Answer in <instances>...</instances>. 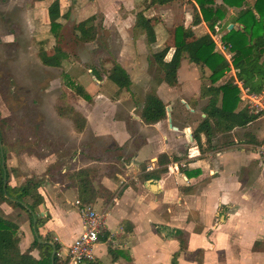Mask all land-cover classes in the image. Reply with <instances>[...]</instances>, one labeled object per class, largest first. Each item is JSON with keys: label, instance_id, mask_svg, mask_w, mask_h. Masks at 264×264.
I'll return each instance as SVG.
<instances>
[{"label": "crops", "instance_id": "1", "mask_svg": "<svg viewBox=\"0 0 264 264\" xmlns=\"http://www.w3.org/2000/svg\"><path fill=\"white\" fill-rule=\"evenodd\" d=\"M136 1L138 0H124L133 8ZM149 2L148 0L147 3ZM177 2L164 6L156 5L157 9L156 6L145 7L136 14L128 13L117 23L121 33L122 29L126 31L128 27H132V37L128 33L127 39L123 37V50L118 58L109 60L111 62L102 66V69H110L116 61L130 75V86L111 85L105 73L102 74V79L98 80L92 75L95 68L93 67L87 69V74L95 83H91L94 91H87L91 99L79 103L68 98L69 104L86 119V126L83 132L77 133L72 121L67 119L69 128L66 134L62 135L56 131L59 139L55 138V141L59 149L53 154V160L67 148L62 139L73 137L75 142L66 155L64 154L60 164L55 162L54 166L48 169V166H42L40 173L43 171L47 174L39 189L45 201L40 209V216H50L48 222L39 228V232L43 237L49 236L60 244L58 256L63 262L67 260L70 246L83 232V219L77 205V201H80L78 189L68 175L82 168H94L98 170L94 187H101L112 196L107 198L102 195L90 205L106 212V230L100 236L96 246V259L92 263L173 264L176 258L177 264H255L251 261H240L245 251L249 254L258 253L253 250L255 243L249 246L248 250L238 246L237 250L232 249L225 225L219 224L217 220L222 209L232 208L230 217L226 219L228 226L237 223L238 229H244L252 223L256 225L255 223L261 222L260 215H253V210L247 205L250 200V165L253 159L258 160L256 146L264 136L259 141L254 137L250 138L249 142L255 144L254 156L238 151L235 148L238 144L236 138L229 142L227 147L217 146L212 142L213 150L202 154L193 137L195 129L206 116L203 109L209 101L208 98H201L204 84L201 85L202 82L199 76L197 77L200 65L187 67L194 73L193 88L185 87V81L182 82L179 78V74L186 69V58L181 62L178 84L175 87L165 82L158 83V79L155 87L151 88L150 76L147 73V51L152 54L157 52L145 44V35L136 40L133 38L136 15L144 11L155 28L154 44H158L160 51L165 47L170 48L166 57V61H170L174 53L175 30L166 23L172 22L176 14H169L168 22L166 17L168 8ZM157 11H160V17L165 19V25L161 21H155L154 13ZM230 11L232 14L229 25L232 24L233 29H237L234 14L236 10ZM107 23L108 18L104 25ZM191 23L185 27L191 26ZM125 25L128 26L127 29ZM193 31L195 38L210 33L205 22L194 26ZM216 51L225 55L223 50ZM60 62H63V58ZM205 69L207 72L204 75L208 77L209 70ZM232 71L236 78L235 70ZM75 73L80 85L83 84L80 80L85 72L78 68ZM67 78L69 73L65 74L64 80ZM222 84L224 83L220 80L216 85ZM153 91L166 105V114L167 108H170L171 124L176 130L169 123L168 116L154 125L143 122L145 99ZM178 100L186 106V110L177 105ZM53 110L55 112L54 105ZM261 119H264V112L256 122ZM250 125L236 128L231 133L239 130L246 133ZM58 129L60 130L59 127ZM201 139L205 146V135H202ZM82 145L83 151H76V148ZM71 153L73 157H70ZM161 156H167L170 162L160 164ZM163 169H166V172L162 173ZM50 175H53L52 178ZM69 191H74L76 197L74 205L72 204L77 209L76 221L70 218L61 202V198ZM237 206L239 207L236 210ZM0 212L19 225L20 249L23 253L26 252L35 238L29 218L25 220L23 214L14 215L15 209L6 203L0 206ZM257 213L259 214V211ZM257 227L260 225H256L254 229ZM253 234L257 235L255 232ZM102 254L108 256V263L101 260L99 255ZM31 255L40 259L37 249L33 250Z\"/></svg>", "mask_w": 264, "mask_h": 264}, {"label": "rangeland", "instance_id": "2", "mask_svg": "<svg viewBox=\"0 0 264 264\" xmlns=\"http://www.w3.org/2000/svg\"><path fill=\"white\" fill-rule=\"evenodd\" d=\"M53 1L55 0H0V116L5 120L3 137L4 146L8 150L6 166L10 172V183L13 186L20 185L17 183L23 184L29 178L44 182L47 172L40 173L42 166H48V169L55 162L60 164V160L63 161L62 158L66 155L67 150L74 145L73 137L62 139L67 148L59 153L58 158L54 159L55 161L53 160V154L59 149L58 143L55 141V138L59 139L56 131L64 135L69 128V120L58 117L53 110L57 96L64 92L74 102L84 103L83 100H85L77 91L67 86V80H64L65 74L69 73V80L73 79L74 81H71L80 85L75 72L81 68L85 72L80 80L83 83L81 87L86 92H93L95 88L92 84L95 83L87 74V69L95 67L102 70V66L111 62L109 60L118 58L123 50L121 44L123 37L127 39V33L132 37V27L125 25V28L128 27V29L126 31L122 29L121 33L117 28V23L121 17L128 13L136 14L137 11L148 5V0L136 1L134 8L130 4H126L124 0H60L62 14L68 13L69 17L60 21L62 26L56 36L50 30L48 17V7ZM216 2L222 6V0H216ZM248 2L253 6L254 0ZM158 10L161 9L158 8ZM230 10L226 20L215 28L212 37L216 44V50L220 52L223 50L225 52L223 56L231 64V68L221 79L222 83L232 79L234 85L237 86L232 71L234 69L232 53L226 49L222 42V36L229 31V20L232 14ZM234 10H236L234 14L237 18V9ZM160 13V11L154 13L155 21H161L165 25V19L160 17ZM173 13L176 14L175 19L173 16V21L171 20L172 22L166 23V25L169 24V27L175 30V27L180 25H189L195 11L187 0H181L168 8L167 22L169 14ZM91 16L95 17L94 24L97 26L98 36L96 40L84 43L79 41L75 31L77 27L84 25L85 20ZM107 18L108 23L104 25ZM237 29H242L238 23ZM209 34H212V31ZM146 40L145 44L149 46ZM41 47L46 49L50 56V61L47 63H43L39 59L38 52ZM151 47L154 52L160 51L158 44H153ZM147 54V73L150 76V86L153 88L163 74L155 62L154 54L149 51ZM62 58L63 62L59 63L58 60ZM188 66L193 68L196 65L186 61L184 66L186 69L179 74V78L182 82L185 81V87L193 88L194 73L193 70L187 68ZM197 72V77L199 76L202 82L201 85H209V79L204 75L207 72L206 69L200 66ZM109 83L115 86L113 82ZM240 98L244 105L252 106L247 98L243 99L241 92ZM260 103L258 106H264V99ZM177 105L186 110V106L181 104L180 100L177 101ZM246 130V133L239 130L231 134H218L213 142L217 146L225 145L227 147L229 142L236 138L238 144L235 148L254 156L255 144L250 143L249 140L251 137L256 138L257 141L263 138L264 119L253 122ZM83 148L82 145L76 148V151H83ZM250 166L251 173L248 183L250 200L247 206L251 207L253 215H260L259 219L262 218L261 222L255 223L257 226L260 225L257 227L258 231L254 229L256 225L253 223L244 229H238L237 223L228 226L226 219L230 217L232 208L222 209L217 222L225 225V232L232 249L237 250L236 246H238L248 250L249 246H253L255 243L253 250L258 253L249 254L245 251V254L240 257L241 262L251 261L255 264H264V261H261L264 259V163L253 159ZM52 176L50 175L51 178ZM75 200L74 191H69L61 198L68 215L76 221L78 214L76 207L73 206ZM238 207L235 209L237 210ZM22 214L27 220L28 216L23 210L15 209L14 215L23 216ZM12 217L15 216L12 215ZM253 232L257 235H254ZM99 257L103 262H109L107 255L102 254Z\"/></svg>", "mask_w": 264, "mask_h": 264}, {"label": "trees", "instance_id": "3", "mask_svg": "<svg viewBox=\"0 0 264 264\" xmlns=\"http://www.w3.org/2000/svg\"><path fill=\"white\" fill-rule=\"evenodd\" d=\"M44 1V0H38ZM147 7L169 5L181 0H149ZM249 0H222L219 6L216 0H187L195 11L191 26L180 25L174 32V53L170 61L166 57L170 51L169 47L153 55L163 77L158 83L165 82L171 87L178 84V71L183 59L190 63L200 65L209 70V86H203L201 98H208V104L203 112L206 115L193 133L201 153L213 150L212 142L217 134H228L236 128H245L258 120L263 112H254L249 106L244 105L240 98V90L234 85L232 79L224 84H216L224 78L231 68L230 62L223 54L216 51V44L212 37L215 28L221 24L229 13L230 9H237L236 22L242 29H232L222 36V42L226 49L232 53V66L236 72V79L242 82L245 89L251 95H260L264 92V0H254L253 6ZM48 17L53 35H58L62 26L61 20L67 19L68 13L62 14L60 1H53L48 7ZM95 17L91 16L85 20L84 25L76 28V35L79 41L90 43L98 36L97 26L94 24ZM205 22L212 34H205L195 38L194 26ZM145 35L149 46L156 42V32L151 21L145 16L144 11L136 15V22L133 28V38L136 40ZM39 59L43 63L50 61L46 49L40 48ZM59 62V60H58ZM105 73L107 78L119 87L131 85V78L128 72L116 61L110 69L99 70L93 68L92 74L102 79ZM67 86L84 99L90 100V96L81 87L67 78ZM56 114L61 118L72 121L77 133L83 132L86 126V119L74 107L69 104L68 96L62 92L54 103ZM167 119L166 105L158 97L155 91L146 96L142 110V120L147 125H154ZM5 120L0 116V206L6 203L13 209L23 210L34 231V241L26 252L20 249L21 235L19 225L13 220L5 217L0 212V264H66L60 260L58 253L60 244L53 241L49 236L43 237L39 228L45 225L50 216H40V209L44 204V198L39 193L43 180L29 178L23 184L13 186L10 183V172L2 165L3 158L6 160L8 150L4 146ZM205 135V146L202 144L201 136ZM175 160V158H173ZM168 160V161H167ZM170 162L167 156H161L160 164ZM166 172V169L161 171ZM98 177V170L94 168H82L68 175L78 189L79 200L87 205L94 204L100 196H111L103 188L96 189L94 182ZM105 192V193H104ZM34 219L36 229L34 230ZM182 242V241H181ZM184 246V242H182ZM40 252V259L31 255L33 250ZM56 255L52 259V252ZM113 253L112 250H109ZM91 264H94L91 262ZM173 264H177L176 258Z\"/></svg>", "mask_w": 264, "mask_h": 264}, {"label": "built area", "instance_id": "4", "mask_svg": "<svg viewBox=\"0 0 264 264\" xmlns=\"http://www.w3.org/2000/svg\"><path fill=\"white\" fill-rule=\"evenodd\" d=\"M235 83L242 93L243 99L247 98L252 105L249 107L256 113L263 111L264 106H258V103L261 104V100L264 99V92L260 95H251L249 90L244 88L242 82L236 79ZM256 153L258 160L264 163V138L256 146ZM77 205L83 219V232L70 246L66 264H86L95 261L96 246L99 243L100 236L106 230L105 211L98 210L80 201H77Z\"/></svg>", "mask_w": 264, "mask_h": 264}, {"label": "water", "instance_id": "5", "mask_svg": "<svg viewBox=\"0 0 264 264\" xmlns=\"http://www.w3.org/2000/svg\"><path fill=\"white\" fill-rule=\"evenodd\" d=\"M232 29H233V25L231 24V25L228 26V30L230 31ZM167 116H168L169 123L171 124V114H170V108L169 107L167 108ZM171 126H172V124H171ZM172 128L176 130V127L172 126ZM0 145H1V142H0ZM2 165H3V168L5 170L6 165H5V159L4 158L2 160ZM36 224H37V222L34 219V225H33L34 226V230L36 229ZM55 255H56V250L54 249L53 252H52V259L54 258Z\"/></svg>", "mask_w": 264, "mask_h": 264}]
</instances>
